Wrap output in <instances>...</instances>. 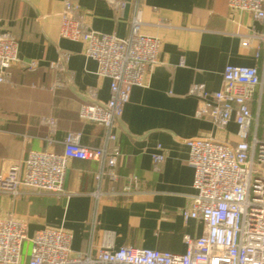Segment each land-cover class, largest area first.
<instances>
[{
    "label": "crops",
    "instance_id": "1",
    "mask_svg": "<svg viewBox=\"0 0 264 264\" xmlns=\"http://www.w3.org/2000/svg\"><path fill=\"white\" fill-rule=\"evenodd\" d=\"M76 1L97 32L126 37L138 16L142 32L161 39L160 62L146 73L144 85L133 87L115 129L112 145L121 151L116 180L106 177L100 184L97 160L70 159L63 192L0 193V218L26 221L30 238L45 227L63 228L72 234L76 251L95 253L112 232L115 247L183 253L186 237L206 231L205 221L182 215L196 193L188 141L238 140L237 124L220 129L202 114L190 88L203 83L211 92L219 90L229 64L257 66L263 74L264 20L230 7L228 0H127L122 11L107 0ZM63 6V0H0V29L16 38L20 59L11 81L0 86V173L23 163L31 150L62 153L69 132L81 133L83 145L105 144L104 126L83 121L80 107L107 101L111 80L98 74V62L86 54L83 41L60 35ZM62 54L68 55L65 70L51 66ZM33 60L37 64L30 67ZM58 81L67 84L52 88ZM260 95L263 105L264 90L258 89ZM262 109L254 103L257 129ZM44 117L58 121L55 133L42 123ZM159 151L165 160L156 166L153 154ZM130 176L139 184L128 191ZM98 189L105 193L99 198ZM24 245L23 264L31 242Z\"/></svg>",
    "mask_w": 264,
    "mask_h": 264
},
{
    "label": "built area",
    "instance_id": "2",
    "mask_svg": "<svg viewBox=\"0 0 264 264\" xmlns=\"http://www.w3.org/2000/svg\"><path fill=\"white\" fill-rule=\"evenodd\" d=\"M122 11L127 0H107ZM232 8L247 10L256 19L264 20V0H228ZM60 13V35L83 41L86 54L98 62V74L108 77L110 97L107 101L85 102L80 107L83 121L100 123L105 128V144L83 145L81 133L69 132L64 150H31L20 164H12L0 173V193L19 197L26 190L61 193L68 160H97V180H116V167L121 155L115 129L134 86L144 85L145 75L160 62L161 39L144 34L138 16L132 20L126 37L97 32L88 27L85 14L76 0H63ZM264 41V40H263ZM19 44L9 31L0 29V86L11 81L12 67L19 63ZM68 55L62 54L51 66L65 70ZM30 61V67L36 66ZM58 81L52 88L65 86ZM264 73L257 66L229 64L223 73L219 90L211 92L205 84L195 83L189 93L200 101V111L220 129L231 121L238 126L237 142L213 137L188 141L189 164L194 168V188L190 207L182 210L189 219H202L204 234L186 237L183 253L130 245L115 247L113 233L96 249L76 251L72 234L57 227H45L28 236L24 220L12 216L0 218V264H23V245L31 242V253L25 264H264V139L258 136V115L254 103L262 106ZM95 91L91 92L94 95ZM42 123L55 133L58 121L44 117ZM161 149V146H158ZM155 165L165 160L161 151L153 154ZM137 176L129 177L128 191L138 186ZM105 194L95 192L99 198Z\"/></svg>",
    "mask_w": 264,
    "mask_h": 264
},
{
    "label": "rangeland",
    "instance_id": "3",
    "mask_svg": "<svg viewBox=\"0 0 264 264\" xmlns=\"http://www.w3.org/2000/svg\"><path fill=\"white\" fill-rule=\"evenodd\" d=\"M262 106H263V109L260 112V116H259V122L260 123H263L264 122V102H263V105ZM29 243L30 242L26 241L24 247H26L27 245H29Z\"/></svg>",
    "mask_w": 264,
    "mask_h": 264
},
{
    "label": "trees",
    "instance_id": "4",
    "mask_svg": "<svg viewBox=\"0 0 264 264\" xmlns=\"http://www.w3.org/2000/svg\"><path fill=\"white\" fill-rule=\"evenodd\" d=\"M264 128V122L263 123H260L259 122V129H258V136L260 137V138H262V139H264V135L263 134H261V129H263ZM263 132V131H262Z\"/></svg>",
    "mask_w": 264,
    "mask_h": 264
}]
</instances>
